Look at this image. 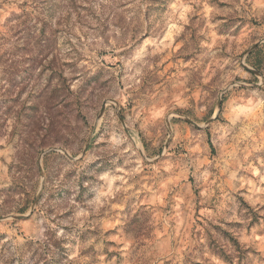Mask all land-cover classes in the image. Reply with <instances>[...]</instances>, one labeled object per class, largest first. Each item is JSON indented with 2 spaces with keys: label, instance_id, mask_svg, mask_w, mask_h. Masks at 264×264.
Segmentation results:
<instances>
[{
  "label": "rangeland",
  "instance_id": "374dc122",
  "mask_svg": "<svg viewBox=\"0 0 264 264\" xmlns=\"http://www.w3.org/2000/svg\"><path fill=\"white\" fill-rule=\"evenodd\" d=\"M47 263L264 264V0H0V264Z\"/></svg>",
  "mask_w": 264,
  "mask_h": 264
},
{
  "label": "trees",
  "instance_id": "16d2710c",
  "mask_svg": "<svg viewBox=\"0 0 264 264\" xmlns=\"http://www.w3.org/2000/svg\"><path fill=\"white\" fill-rule=\"evenodd\" d=\"M58 242L47 234L43 240L38 243L37 250L41 251V256H49L54 249H58ZM48 264V263H47Z\"/></svg>",
  "mask_w": 264,
  "mask_h": 264
},
{
  "label": "water",
  "instance_id": "95a60500",
  "mask_svg": "<svg viewBox=\"0 0 264 264\" xmlns=\"http://www.w3.org/2000/svg\"><path fill=\"white\" fill-rule=\"evenodd\" d=\"M42 191V190H41ZM41 191H40V193H41ZM40 195V194H39ZM22 218H24V216H19V217H17V219H22Z\"/></svg>",
  "mask_w": 264,
  "mask_h": 264
}]
</instances>
